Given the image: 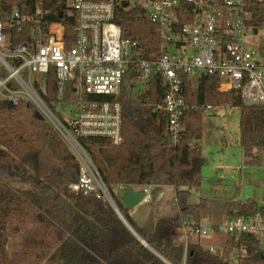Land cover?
<instances>
[{"label":"trees","instance_id":"trees-1","mask_svg":"<svg viewBox=\"0 0 264 264\" xmlns=\"http://www.w3.org/2000/svg\"><path fill=\"white\" fill-rule=\"evenodd\" d=\"M108 2L110 0H91ZM66 0H0V20H6L15 8L32 14L39 7L59 21ZM251 25L264 30V0L249 5ZM65 18V13L63 14ZM114 23L123 38L139 43L143 56L152 59L160 51V39L145 10L126 2L117 5ZM220 80L202 76L198 89L187 90L191 104L231 107L240 111V147L245 158L264 147V105H246L235 92H220ZM47 102L57 101L56 80L48 82ZM165 89L155 82L144 100L131 99L127 87L120 102L123 109V141L114 146L105 138L82 140L119 212L133 230L170 264H264V249L253 237H231L222 253L211 254L192 234L200 226L208 200L190 204L191 190L203 182V111L185 114L186 133L177 145L166 132L167 118L161 105ZM35 112L33 130L23 131L18 115ZM195 142L194 145L191 143ZM54 163L51 172L42 173L39 159ZM30 160H37L35 174ZM80 165L56 131L29 104L15 106L0 103V264H165L127 229L106 199L73 193L70 187L79 181ZM127 188L170 187L175 191L177 213L159 219L153 232L140 228L122 200L114 194L118 186ZM264 212L252 201L242 205L240 215ZM34 231L26 250L9 255V235ZM188 229V244L176 242ZM82 238H90L85 241ZM244 250L236 263L226 260Z\"/></svg>","mask_w":264,"mask_h":264},{"label":"built area","instance_id":"built-area-1","mask_svg":"<svg viewBox=\"0 0 264 264\" xmlns=\"http://www.w3.org/2000/svg\"><path fill=\"white\" fill-rule=\"evenodd\" d=\"M253 1L66 0L59 21H52L41 7L32 14L15 8L0 20V103L31 105L57 132L80 165L79 181L70 187L73 193L112 200L82 140L122 143L120 98L125 87L130 96L136 88L143 89L141 97L155 82L165 89L157 109L166 115V132L174 145L187 131L183 121L187 112L225 114L219 107L188 102L187 90L198 89L204 75L220 80V92H235L246 105H264V64L247 45L259 33L251 25ZM123 2L143 8L156 28L161 46L152 59L143 56L139 43L124 40L121 27L114 23L117 5ZM51 75L57 101L49 104ZM127 189L121 185L113 192L121 199ZM140 190L141 205L151 203L152 187ZM209 231L228 239L250 236L264 249V212L239 215L225 226L200 224L192 235L201 239ZM224 247L210 245L207 250L217 255ZM243 252L226 260L236 263Z\"/></svg>","mask_w":264,"mask_h":264},{"label":"rangeland","instance_id":"rangeland-1","mask_svg":"<svg viewBox=\"0 0 264 264\" xmlns=\"http://www.w3.org/2000/svg\"><path fill=\"white\" fill-rule=\"evenodd\" d=\"M133 3L135 0H127ZM260 2L262 0H254ZM247 45L255 51L256 58L264 64V30L259 31L257 36H252ZM144 90L136 88L131 92L134 101L144 100L141 97ZM225 114L222 116L216 110L207 112L203 118L202 149L205 164L203 168V182L199 187L193 188L190 204L197 205L201 200L207 199L208 206L203 216L208 226H225L230 220L240 215L242 205L256 202L264 207V147L255 150L252 157L245 158L240 147V111L237 108L222 107ZM68 115L67 112L64 113ZM38 115V114H37ZM35 112L24 111L18 115L19 127L30 133L33 130ZM39 159V167L42 173L51 172L54 163L46 158ZM37 160H30L29 168L35 174ZM156 190H151V203L140 205L137 209L149 210L151 213H159L158 219L173 217L176 213V204L173 194L166 197L155 195ZM164 202V203H163ZM164 204L165 209L164 208ZM162 207V208H161ZM30 226L24 233L9 235L7 253L19 254L26 250L25 242L33 234ZM88 242L90 238H82ZM228 238L224 234H214L201 238V243L208 248L209 245L224 246ZM176 242L184 241V238H176Z\"/></svg>","mask_w":264,"mask_h":264},{"label":"crops","instance_id":"crops-1","mask_svg":"<svg viewBox=\"0 0 264 264\" xmlns=\"http://www.w3.org/2000/svg\"><path fill=\"white\" fill-rule=\"evenodd\" d=\"M137 190H140V188H135ZM153 190H156L155 192V195L159 196V198L161 197H166L167 194H173V199L175 201V191L173 188H170V187H152ZM164 203V202H163ZM176 204V202H175ZM165 204H164V208L165 209ZM162 208V207H161ZM177 208V207H176ZM162 212V210L160 211ZM160 212H156V213H151L148 209L145 210V209H134L132 211H130V216L132 217V219L136 222V224L142 228L143 230L147 231V232H153L155 227H156V224L158 222V215ZM176 213H177V210H176ZM175 213V214H176ZM201 224H205V225H208L207 224V221L205 220L204 216H203V219H202V222ZM216 225V224H214ZM213 225V226H214ZM186 234H188V229H185L183 230V232L181 233V235L178 237V238H184V241L182 242H186ZM193 240H198L200 245L207 250V247H205L204 245H202L201 243V239L197 238L196 236L192 235L191 236ZM189 238V236H188ZM210 246V245H209ZM208 246V247H209ZM218 248H220L221 246H217Z\"/></svg>","mask_w":264,"mask_h":264},{"label":"water","instance_id":"water-1","mask_svg":"<svg viewBox=\"0 0 264 264\" xmlns=\"http://www.w3.org/2000/svg\"><path fill=\"white\" fill-rule=\"evenodd\" d=\"M254 33L257 34L258 30L255 29ZM39 118H41L39 116ZM43 119V118H41ZM144 198V192L141 190H137L135 188H128L121 200L124 204V206L126 207V209H128L129 211H132L138 207H143L140 206L142 199ZM109 204L111 205V207L114 209V211L118 214L119 218L121 219V221L123 222V224L127 227V229L141 242V244L146 247L148 250H150L155 256H157L160 260H162L165 264H170L167 260H165L162 256H160L155 250H153L148 243H146L134 230L133 228L127 223V221L124 219V217L122 216V214L119 212L115 202L112 200H108Z\"/></svg>","mask_w":264,"mask_h":264}]
</instances>
